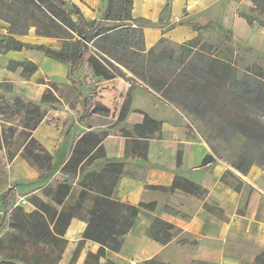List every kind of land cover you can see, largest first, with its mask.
Segmentation results:
<instances>
[{
	"label": "trees",
	"instance_id": "1",
	"mask_svg": "<svg viewBox=\"0 0 264 264\" xmlns=\"http://www.w3.org/2000/svg\"><path fill=\"white\" fill-rule=\"evenodd\" d=\"M18 4V12L15 15L3 13L0 9V18L9 23L8 36L0 38V52H7L11 49L23 50L37 49L52 58H56L69 64L68 77L72 72L80 68L88 67L95 75H103L110 79L115 76L110 73L99 58L87 56L86 42L103 38L115 45H120L124 49L130 46L133 54H140L138 65H142L141 71L131 67L140 81H143L155 92H158L167 101H171L179 106L184 112L192 113L196 117L214 119L217 117L215 131L218 136L226 141L236 134H240L245 140L237 160L231 165L242 175L247 174L254 164L264 163V68L259 64L247 66L245 72L240 75L238 67L228 59L221 58L214 53V45L201 42L200 39H191L180 48V52L175 55L174 50H162L156 52L155 49L147 53L138 51L131 46V42L126 40L128 33L117 30L114 34L108 32L114 27L108 26L103 20L89 21L83 15L82 10L76 3H68L66 0H13ZM252 7L249 11H241L250 26L256 23L264 26V0H251ZM44 5L53 8L54 16L48 15L44 10ZM22 8V9H21ZM27 13V16H24ZM43 18L50 25H55L61 29L72 31V38L75 37V50L72 59L67 58L63 51L51 49L45 45H32L20 41L16 35H25L30 26L37 27L38 34L48 37L58 36L49 30H38L37 18ZM211 19L202 17L199 24L193 25L194 30H201L203 27L211 26ZM139 56V55H138ZM21 68V73L31 76L38 70V64L32 60L24 61L11 60L7 69L12 71ZM120 71V70H119ZM122 74V71H120ZM54 84V83H52ZM8 86L5 82H0V86ZM219 86L226 94L233 96L231 102L245 110L242 117L226 120L221 118L222 108L219 103L209 95L213 92V87ZM96 103L93 95L85 97L83 103L82 120L90 116L95 110ZM128 103L121 110L124 116L129 110ZM45 111H41L39 104L21 95L4 97L0 95V120L10 122L13 119L17 123L4 128L0 133L3 143L8 145L15 131L21 126L19 131L25 144L22 153L26 160L39 163L43 172L41 179L47 177L58 167L54 164V156L41 145L33 136L35 130L44 119ZM161 122L152 119L145 113L142 124L134 125L133 132L139 138H150L161 129ZM132 135V131H126V136ZM102 137L93 131L78 135L75 146L67 165L80 166L83 173L87 168L94 166L98 160L105 158V149L101 143ZM141 150L133 151L134 157H146V140L135 139ZM129 146V142H127ZM144 149V151H142ZM129 152V149H128ZM16 151L10 154L12 159ZM214 159L213 154H208L203 163H208ZM124 162L118 159L106 160L99 169L88 171L80 179V190L75 201L65 205L66 198L72 197L73 187L69 178H59L52 184V192L55 193L54 201L63 204L57 208L50 203L41 202L38 209L26 214L21 232L25 234L24 243L42 244V252L35 251L31 256L26 252L22 257L11 252L4 255L3 264H59L61 254L66 247L67 229L74 217H80L86 221V226L82 238L78 242L72 260L69 264H77L79 257L86 246V242H92L97 246L96 250L89 249L86 252L82 264H117L108 255L110 252L118 253L124 245L125 236L132 229V225L138 216L141 207L155 209L156 203L130 204L115 198L116 185L123 174ZM221 181L232 187L237 192L241 191L244 182L231 169L226 170L221 176ZM164 190L173 191L179 188L186 193H190L204 200L203 206L209 212L220 216L224 220V209L215 201L207 197L208 190L190 179L176 175L171 186H153ZM16 197L15 187L6 189L1 195V202L7 205L11 199ZM5 211L0 223V230L5 226L8 218ZM147 235L153 240L168 244L181 232V227L157 216L149 227ZM19 238V237H18ZM184 242V240H182ZM264 258V252L256 259L260 264ZM145 264H170L160 257L147 259ZM190 264H216L208 261H192Z\"/></svg>",
	"mask_w": 264,
	"mask_h": 264
},
{
	"label": "rangeland",
	"instance_id": "2",
	"mask_svg": "<svg viewBox=\"0 0 264 264\" xmlns=\"http://www.w3.org/2000/svg\"><path fill=\"white\" fill-rule=\"evenodd\" d=\"M66 1L70 4L77 3L83 15L89 21L103 20L108 26L119 24L108 33L115 35L117 30L128 33L129 36H127L126 40L128 39L132 43L131 46L134 49H138V51L143 53H147L151 49H155L156 52L173 49L174 54L177 55L183 43L198 38L201 42L213 44L214 53L235 64L238 67L240 75L251 64L257 63L264 68V48L262 49L258 44H252L235 37L233 30V18L240 15L241 11L248 12V8L253 6L251 0H204L203 2H200V0H188L186 6L183 7L181 14L178 16L173 12L175 0H165V5L160 8L157 15H152L153 11L151 13L145 12L147 7L152 10V0H95L97 1L95 4H93L94 2L89 3L90 0ZM193 2L196 5H192L191 3ZM18 7L19 5L14 3L13 0H0V9L3 13L15 15L16 12L20 11ZM44 10L52 17L55 11H58L46 5H44ZM26 14L24 16H27ZM202 17L210 18L211 26L195 31L193 25L199 24ZM37 22L38 30H49L58 35L46 37L52 40V45L59 46V50L63 51L67 58L72 59L73 51L76 47L74 44L75 37H71L72 31L50 25L43 18L38 17ZM182 26L187 27L188 32L175 34L176 29ZM8 27L9 23L0 18V29H2L0 30V38L8 36ZM252 28L253 31L264 37V26L256 23ZM28 31L27 35L30 40L27 43L37 46L42 45L36 42L37 38L35 34L37 36L40 35L38 34L37 27L30 26ZM19 36L23 35H16L17 38ZM103 37L101 36L95 41L86 42L87 56L99 58L107 70L115 74V78L112 81L106 82V78L103 75L95 76L88 67H83L76 72H72V75L66 77L63 83L59 84L55 82V84H52L49 76L37 74L38 70L31 76L25 77L21 73L20 67L7 73L3 66L0 65V82L10 85L9 88L4 85L0 86V95L4 97L21 95L39 104L41 111H45L44 119L33 130V136L44 147L46 145L52 146L55 141H60L62 139V136L59 137L60 132L65 131L71 125L74 126V123L77 121L81 122L79 117L82 112L84 98L91 95H93L96 102L97 112L93 113L84 124L79 123V128L77 127L76 130H85L87 124L93 127V131L101 136L103 140H106V144H104L105 158L107 154L106 150L115 151L116 149H120V140H127L125 129L133 130L130 126H125L119 116L116 118L115 113L120 100L114 98L112 107L108 111L103 109L102 105L103 102L108 101V88L119 89V83H122L125 86L128 85L127 88L130 89L131 84L135 83L133 78L135 75L131 71V67L141 71L142 65H138V60L141 56L140 54H133L130 46L126 49L120 45L114 46L112 42ZM28 55L33 60H38L39 58L36 52H28ZM25 59L28 58L25 57ZM65 63L67 64V62ZM67 65L69 67V64ZM119 70L122 71V74ZM142 85L148 86L145 83ZM129 96L130 92H128V98ZM209 96L214 98L222 108L221 118L228 120L242 117L245 114V110L241 109L238 105L235 106L231 102L233 96L227 95L221 87H213V92ZM99 104L102 108H99ZM187 113L192 117L193 125L198 135L206 140L211 154L214 156V159L205 167L207 170L205 174L206 179L209 180L210 178V183L213 184L214 188L217 184L214 181V177H216L218 169L223 168V172L231 169L244 182L250 185L251 199L249 198V208H255L259 217V223H264V209L262 205L264 201V163L254 164L247 174L242 175L231 163L237 160L241 154L245 139L236 133L231 140L226 141L218 136L215 131L214 124H216L217 117L214 119H204L196 117L192 113ZM261 117L264 120V117ZM17 122L18 120L16 119L10 122L0 120V133H2L1 131L4 128ZM64 122L67 124H65V128H63ZM21 129L22 127L20 126L15 131L8 145L3 143L2 137L0 138V195L1 192L6 191L11 186L16 185L17 189L16 197L9 201L8 207L0 200V223L3 213L5 211L8 212V220L3 229L0 230V264H3L2 259L7 253L13 252L21 258L24 252L28 256H31L35 251L42 252L43 245L41 243L31 244L27 242L22 244V241L25 240V234L21 232V227L26 220V214L38 209L41 202L50 203L57 208L63 206V204L58 205L54 201L55 193L52 192V184L59 178H69L74 195L66 198L64 204L73 203L80 190V179L89 170H93V168L99 169L106 160H109L108 158H101L97 161L96 165L89 169L87 168L83 173L80 172L79 166L71 167L67 165L68 161L65 163H54L58 168L40 180L37 177L44 169L41 168L39 163H34L24 158L22 149L25 141L20 136L19 131ZM15 151L14 157L9 159L10 154H13ZM24 164L28 167L24 166ZM223 185L221 195H213L225 207L227 211L226 215L230 218V222L223 225L225 227L228 225L234 227L235 220L238 217V210L230 212L226 204L231 202L235 191L226 183H223ZM158 213L181 226L190 219V216L185 215L171 204L160 206ZM77 229V227H74L76 233ZM181 239L182 237L177 236L173 240L174 244L180 245L182 243ZM94 248V244L88 243L83 249L82 255L89 249Z\"/></svg>",
	"mask_w": 264,
	"mask_h": 264
},
{
	"label": "crops",
	"instance_id": "3",
	"mask_svg": "<svg viewBox=\"0 0 264 264\" xmlns=\"http://www.w3.org/2000/svg\"><path fill=\"white\" fill-rule=\"evenodd\" d=\"M90 1L89 3L94 2L93 4L97 2L95 0ZM201 1L203 2L204 0ZM187 2L188 0H175L173 12L177 16L181 14ZM165 3V0H152V10L147 7L145 12L151 13L153 11L152 15H157ZM191 4L196 5L194 2ZM232 24L235 37L252 44H258L262 49L264 48V37L253 31L252 26L247 23L244 17L240 15L235 16ZM187 32V27L182 26L176 29L175 34ZM35 36L38 44L48 46L53 50H59V46L52 45L50 38L43 35L37 36L36 34ZM18 39L22 42L30 40L27 34L19 36ZM28 52L38 53V60L31 59ZM25 57L38 64L37 74L49 76L51 82L54 84L55 82L59 84L63 83L65 78L68 77V65L62 60L47 56L40 49L25 48L21 51L11 49L7 52H0V65L3 66L5 72L10 73L12 71L7 69V65L11 60L24 61ZM114 78L112 77L105 81H112ZM133 78L135 83L133 85L131 84L130 89L127 88L128 85L125 86L122 83H119V89L112 87L107 89L108 101L103 102V109L108 111L112 107L113 99H118L120 103L116 109V118L119 116L125 126L132 128L134 125L142 124L145 113H147L152 119L161 122V129L152 137H143V139L137 137L136 133L132 130V135L129 137L126 136L128 141L120 140V149H116L115 151L106 150V158L109 160L116 158L124 162V172L116 185L117 187L114 192L115 198L130 204L138 205L140 203L155 202L157 205L155 209L140 208L138 216L131 227L132 229L125 236L123 247L118 253L110 252L108 257L112 258L117 264H145L147 259L153 257L163 258L170 264H190L194 260L208 261L216 264H257V257L264 252V223H259L257 210L255 208H249V201L251 199L250 185L242 180L244 185L241 191L237 192L234 190L235 194L232 195L231 202L227 203L229 205L226 204V206L230 212L237 209L238 217L235 220L234 227L228 224L225 227L223 224L229 223L230 218L226 215L227 211L225 207L213 195H221L223 191L224 182H220V178L224 170L223 168L218 169L216 177H214V181L217 183L214 189L213 184L210 183V178L208 180L205 177L207 172L205 167L209 162L203 163L204 158L208 154H211V150L206 140L198 135L193 125L192 117L173 102L167 101L158 92L149 88V86H143L142 84L144 82L140 81L137 77ZM128 92H130L129 98ZM127 103L130 108L122 116L120 114L121 110ZM98 106L102 108L100 104ZM96 112L97 110L95 108L90 116ZM82 114L83 107L79 117L81 122L77 121L74 123V126L71 125L65 131L63 130L64 134L63 131L60 132L59 137L62 136L60 141H55L52 146H45L54 156L55 164L69 161L77 136L93 131V127L88 124L85 130H76L77 127L79 128V123L84 124L90 117L88 116L85 120H82ZM65 124L66 122H64L63 128H65ZM128 130L125 129V131ZM135 139L146 140V157H134L132 155L133 151H139L138 149H140L133 142ZM101 142L103 146L106 144L105 139H102ZM127 142H129V146L131 145L130 147L127 145ZM127 152L129 154H125ZM24 166L27 165L24 164ZM40 175L37 178L41 180ZM176 175H180L186 179L188 178L205 187L208 190L207 197L216 203L218 202L224 209L225 217L228 220H224L220 216L206 210L203 206V199L186 193L179 188L169 191L153 187L159 185L171 186ZM14 187L16 189V185ZM3 192H1V195ZM163 204L175 206L179 211L190 216L189 221L181 226L176 222L164 218L158 213L159 207ZM262 205L264 209V201ZM160 215L164 219L181 227L182 230L177 236L182 237L181 241L184 240V242L182 241L180 245L174 244L173 240L176 236L172 242L163 244L147 235V227ZM85 226L86 221L80 217L75 216L71 221L66 233L68 242L61 254L59 264H69L71 262L73 253L78 246L77 244L82 238ZM74 227L78 228L77 233ZM88 243L93 244L89 241L86 242V245ZM94 246L95 248L92 250L97 249L95 244ZM85 255L86 253L83 255L81 253L77 264H82ZM260 264H264V258Z\"/></svg>",
	"mask_w": 264,
	"mask_h": 264
}]
</instances>
